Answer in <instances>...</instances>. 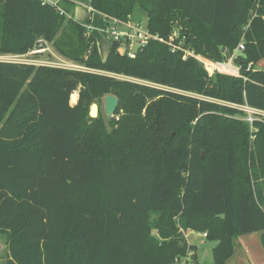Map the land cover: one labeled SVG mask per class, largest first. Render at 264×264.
I'll return each instance as SVG.
<instances>
[{"label":"trees","instance_id":"trees-1","mask_svg":"<svg viewBox=\"0 0 264 264\" xmlns=\"http://www.w3.org/2000/svg\"><path fill=\"white\" fill-rule=\"evenodd\" d=\"M89 5L121 20L139 8L152 34L178 35L171 44L150 39L134 58L114 41L103 59L73 1L0 0V53L45 40L86 67L0 60L6 264H172L196 250L186 230L217 242L214 264H238L236 237L262 231L264 247V116L252 133L236 117L246 114L239 105L264 111V69L255 66L264 58V0ZM182 49L233 56L239 75H210ZM108 94L119 99L110 131L90 115Z\"/></svg>","mask_w":264,"mask_h":264},{"label":"rangeland","instance_id":"rangeland-1","mask_svg":"<svg viewBox=\"0 0 264 264\" xmlns=\"http://www.w3.org/2000/svg\"><path fill=\"white\" fill-rule=\"evenodd\" d=\"M52 1L57 4V3H59L60 0H52ZM79 1L80 2H78V1L74 2L76 4V11H74L75 12V18L77 19L78 22L81 21V22L86 23V24H88L90 22L96 26V33L99 35V36L98 35L96 36L97 37L96 40H97V45H98L100 56H105L107 58V56L109 54L108 48L110 47L111 43L113 44V40L111 39L110 35L108 33H106L107 20L105 19V17L101 16L99 12H95L92 15H90V11H89L88 6H87L88 5L87 0H79ZM88 2H89V0H88ZM91 16H92V18H90ZM134 18L137 21L141 20V22L144 25H147V16L143 10L137 8V10L134 14ZM103 22H104V24L100 25ZM41 46L45 47L44 51H42L43 49L41 48ZM111 47H112V45H111ZM111 47L109 48V50H111ZM35 49H37L39 51H36ZM234 54H237V53L234 52ZM0 60H7V61L19 60V61L34 62L37 64L46 63L49 65H57L59 67L63 66V65H67V63H73L76 65V66H74V68L77 67L76 69H86L85 66L80 65V64L62 56L56 50V48L53 46V44H51L45 40H43L42 44L39 42L33 49H31L30 51H28L26 53H22V54L0 53ZM258 63L255 65L256 68L264 69V58L260 61L259 65H258ZM231 68H233V67H231ZM222 73H227V72H222ZM121 77L126 78L124 76H121ZM127 79L140 81L139 79H135V78H127ZM104 97L101 100H104ZM100 101H96V103H99ZM245 116H246V114L245 115H236L237 118H239L243 121H245L244 120ZM248 125L250 127L251 133L257 131V128L255 127L254 124L251 125L248 123ZM254 137L255 136L253 134H251L250 142L254 139ZM246 152H248V151H246ZM249 153L250 152H248V156H249ZM247 166H248V161H247ZM187 231L188 230H186V232ZM254 233L255 232L248 233L247 235L244 234V236H246V237H244V239H240V236H238L233 240L234 247H235L236 251L239 248V244H241L240 250H244L243 257L245 258V260H243V261L247 260L249 252H251V254L255 253L256 255H259V252H260L259 250H264L263 244L260 240L261 238L259 239V243H257L258 233H256V234H254ZM184 235H185V231H184ZM205 237L203 236L202 232L195 231V230L193 232H190L189 233V239L194 245L197 246L196 250L198 251V257L194 256V254H192V252L190 251L183 258L176 260V262H173L172 264H193V263H196V264H214L213 247L216 245L217 242L214 240H208L207 237L206 238ZM7 241H8V234L0 231V264H6V261L8 258ZM195 260H197V262H195Z\"/></svg>","mask_w":264,"mask_h":264},{"label":"built area","instance_id":"built-area-1","mask_svg":"<svg viewBox=\"0 0 264 264\" xmlns=\"http://www.w3.org/2000/svg\"><path fill=\"white\" fill-rule=\"evenodd\" d=\"M46 1H49L50 3L56 5V3L53 2L52 0H46ZM106 31L110 35L113 42L116 41L119 43L118 51H120L121 53L126 52L132 58L136 56V51L140 47L148 44L150 39H157L162 42H169L171 44V41L174 39V35H178V33L175 32L173 36L170 37L171 41H167L164 38H161L157 34H152L148 28V25H144L140 20L137 21L133 18H129L128 20H121L111 16L107 17ZM40 43L42 44L43 40H41ZM173 46L175 48H180V46H177L175 44H173ZM41 48L43 49L42 51H44L45 47L41 46ZM242 49H244V45L243 43H240L234 52H238ZM35 50L39 51L37 49ZM182 50L184 51L183 57L185 59L189 56L195 57L196 59H198L203 63V65L205 66V68L207 69L210 75L214 74L216 71L239 75V68L235 66V64L233 63V56H231L230 58H228V60L225 61H215L213 59L202 56L201 54H196L191 49H182ZM17 61L27 62V61H19V60ZM28 63H34V62H28ZM40 64H46V63H40ZM74 66L76 65L73 63H67V65H63L60 67L76 69L77 67L74 68ZM224 66L233 67L234 71H227L223 68ZM238 107H240L245 111L246 116L244 120L251 125L254 124L255 120L262 119V117L264 116L263 110L255 109L248 105H239ZM203 235L207 236V233H203Z\"/></svg>","mask_w":264,"mask_h":264},{"label":"crops","instance_id":"crops-1","mask_svg":"<svg viewBox=\"0 0 264 264\" xmlns=\"http://www.w3.org/2000/svg\"><path fill=\"white\" fill-rule=\"evenodd\" d=\"M71 1H73V2H76V1H78V2H80L79 0H71ZM87 3H88V9H89V11H90V15H92L93 13H95V12H99L100 13V15L101 16H103V17H105V19L107 20V17H106V15L105 14H103L102 12H100V11H98V10H95V9H93L90 5H89V2H88V0H87ZM75 11H76V8H75ZM90 18H92V16L90 17ZM74 19L75 20H77L76 18H75V12H74ZM133 19H135V18H133ZM141 21V20H140ZM79 22H81V21H79ZM82 24H84L87 28H88V30H89V32L91 33V34H93L94 36H95V38H97L96 36L98 35L97 33H96V26L94 25V24H92V23H88V24H86V23H83V22H81ZM104 24V22L103 23H101L100 25H103ZM106 25H107V23H106ZM106 33H107V31H106ZM99 36V35H98ZM111 45H112V43H111ZM111 45H110V47H111ZM109 47V48H110ZM109 48H108V53H109ZM107 53V54H108ZM107 56V55H106ZM103 59H105L106 57L105 56H101ZM259 63H260V61H259ZM259 63H258V65H259ZM75 93H77V95H76V97H75V99L74 100H72V95H75ZM105 98V97H104ZM78 99H79V91L78 90H76V91H74L72 94H71V97H70V104L71 105H75L77 102H78ZM194 230H188L187 232L185 231V237L187 238V241L190 243V244H193L191 241H190V239H189V233L190 232H193ZM256 233H258V239H257V243H259V239L261 238V235H262V231H256L254 234H256ZM203 234V233H202ZM245 235H247V234H245ZM204 236V235H203ZM205 237V236H204ZM244 237H246V236H244V234L243 235H240V239H244ZM206 238V237H205ZM261 240V239H260ZM196 246V245H195ZM196 248H197V246H196ZM245 248V247H244ZM241 249V244H239V248H238V250L236 251L235 250V253H234V255H233V257L231 258V262H233V263H238V264H264V250H259L260 252H259V255H256L255 253H252L251 254V252H249V254H248V258H247V260L246 261H243V260H245V258L243 257V252H244V250H240ZM192 252V254H194L196 257H198V251L197 250H192L191 251ZM245 254V253H244ZM197 259V258H196ZM251 261V262H250ZM195 262H197V260H195ZM193 264H196V263H193Z\"/></svg>","mask_w":264,"mask_h":264},{"label":"water","instance_id":"water-1","mask_svg":"<svg viewBox=\"0 0 264 264\" xmlns=\"http://www.w3.org/2000/svg\"><path fill=\"white\" fill-rule=\"evenodd\" d=\"M119 99L114 94H108L105 96L104 100L99 103L93 102L90 108V115L92 117H97L99 114L102 115L105 125L108 131L111 130L110 119L113 117L118 109ZM94 108H96V114L94 113Z\"/></svg>","mask_w":264,"mask_h":264},{"label":"bare ground","instance_id":"bare-ground-1","mask_svg":"<svg viewBox=\"0 0 264 264\" xmlns=\"http://www.w3.org/2000/svg\"><path fill=\"white\" fill-rule=\"evenodd\" d=\"M225 70L227 71H234L233 68L229 67V66H224L223 67ZM77 93H75V95H72V99L74 100L76 97ZM94 113L96 114V108H94Z\"/></svg>","mask_w":264,"mask_h":264}]
</instances>
